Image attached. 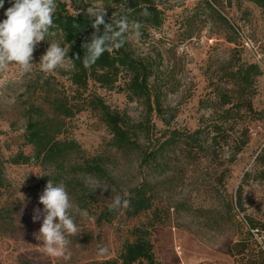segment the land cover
<instances>
[{
	"label": "rangeland",
	"instance_id": "obj_1",
	"mask_svg": "<svg viewBox=\"0 0 264 264\" xmlns=\"http://www.w3.org/2000/svg\"><path fill=\"white\" fill-rule=\"evenodd\" d=\"M66 1L69 11L74 14L87 12L88 8L93 11L105 9V14L114 9L109 16L117 18L123 8L121 4L115 7L112 0H97L86 1L80 9H74L70 1ZM200 1L155 0L163 12L162 25L139 32V36L130 26L127 35L135 53L153 61L157 68L153 81L160 84L163 91L162 102L166 110L163 115L168 119L173 115L169 125H165L155 112L152 113L151 141L164 140L172 129L191 132L206 123L211 110L205 105L214 99L215 85H223L228 79L225 66L235 69L240 63L247 62L261 67L262 73L254 78L252 86L256 113L249 124V141L236 160L228 164L223 184L214 179L223 166L189 159L179 146L170 153L172 171L160 179L150 174V168L138 167V151H115L111 146V134L99 113L81 103V99L96 95L110 109L127 115L132 121L142 120L143 104L126 96L125 74L119 75L112 89L90 81L80 97L65 72L69 68L67 58L51 72L40 70V58L50 43L60 44L58 37L41 41L33 53L34 65L30 73H22L15 64L0 71V155L7 159L19 151L32 153L22 137L26 121L24 111L30 104L47 109L44 82L48 81L53 88L73 96L83 105L81 111L66 119L65 130L59 136L79 145L80 152L71 155L70 162L79 163L82 157L101 156L109 168L111 180L84 177L85 183L97 194V199L90 202L89 210L78 205L72 187H66L80 234L69 237L71 259L65 261L47 255L39 246L42 241H37L33 235L42 225L43 217L34 222L33 214L34 209L43 210L39 196L46 187L48 181L44 182V177L50 170L34 161L5 163V183L0 188V264L101 263L116 258L123 245L133 240L134 227L140 225L149 228L154 258L159 264H234L227 246L245 230L243 216L264 223V181L254 178L264 167V164L255 163L257 154L264 152V18L260 8L251 2L242 0L238 5L237 0H231L226 6L227 0H219L224 4L230 28L220 21H213V16L207 15L208 10ZM149 138L140 140L143 147L148 145ZM223 156L226 157V153ZM208 166L216 170V176L206 174ZM141 180L157 183L156 197L149 210L127 217L120 209L110 222H96L104 205ZM97 183L101 188L94 191ZM239 185L242 212L236 206ZM262 237L263 233L256 234L258 240ZM101 244L108 248V253L103 256L97 254V245Z\"/></svg>",
	"mask_w": 264,
	"mask_h": 264
},
{
	"label": "trees",
	"instance_id": "obj_2",
	"mask_svg": "<svg viewBox=\"0 0 264 264\" xmlns=\"http://www.w3.org/2000/svg\"><path fill=\"white\" fill-rule=\"evenodd\" d=\"M74 9H80L86 1L97 0H69ZM107 2L108 0H101ZM115 7L123 5L119 16H126L130 26L139 24V32L146 29H157L162 25V10L158 8L155 0H112ZM242 0H237L238 5ZM251 2L260 8L264 18V0H243ZM223 2V1H222ZM229 6L231 0H227ZM14 0H4L0 8V22L5 20V11L12 6ZM57 8L53 16V27L46 40L58 37L61 47L68 49L69 68L65 71L70 83L75 86L81 97L87 90L90 81L99 86L112 89L115 87L119 75L125 74L123 83L128 99H137L143 104L144 115L140 121H132L127 115L112 110L101 98L91 95L81 99L83 104H88L97 111L100 119L111 134V146L115 151L134 152L140 154L138 167L150 168L154 178H165L171 169L170 153L179 146L185 151L189 159L201 160L205 163H219L222 167L218 177L214 179L223 184L228 170V164L236 160L249 141L250 122L254 119L255 110L252 103V86L254 78L261 75V67L257 63H240L235 69L224 67L227 80L223 85H215L214 99L207 102L205 107L211 110L206 123L191 132H182L178 129L168 131V137L160 141L159 138H149L150 120L153 112L165 124L169 125L170 118L163 113L166 111L162 102V86L155 83L157 68L153 61L145 56H140L132 49L127 32L124 33V43L113 51H105L91 67L86 68L83 59L86 54L83 44L91 41L95 29L92 27L94 17L88 12L74 14L67 7L66 0H56ZM208 10L207 15L213 16V21H220L230 28L227 13L223 3L219 0H201ZM198 8V7H197ZM114 9H109L104 15L106 23L111 22L109 14ZM197 16L195 12L194 17ZM117 17V18H118ZM103 34V25L100 26ZM79 56V58H76ZM227 64H230L228 62ZM44 104L47 109L39 105L30 104L24 111L25 124L22 133L23 142L31 147V154L16 152L7 159L0 155V188L4 185V164H27L37 162L50 174L44 177V182L52 180L54 184L63 182L72 187L75 202L82 208L89 210L92 200L97 194L85 183L84 177L91 176L98 180H111L109 168L101 156L91 158L82 157L81 162L71 163L70 156L80 152L79 145L66 138H60L65 130L66 119L71 118L82 110L83 105L64 92L53 88L48 81L44 82ZM148 145L143 147L140 140L148 139ZM226 153V157L223 154ZM255 163L264 164V152L257 154ZM209 167V166H208ZM206 174L216 176V170ZM247 174L245 173L244 177ZM264 181V167L254 177ZM223 180V181H222ZM157 183L141 180L130 186L126 193H120L122 199L129 201L127 208L121 210L127 217H135L152 207L156 197ZM241 185L236 196V206L242 212ZM109 204L104 205L99 211L96 222H110L119 211H110ZM242 226L245 230L239 232L237 240L231 241L227 252L234 259V264H264V237L258 240L257 235L263 233L264 223L255 221L247 215L243 216ZM152 225V224H150ZM255 232V233H254ZM134 236L131 242H126L116 258L94 264H159L153 254L149 228L145 225L134 227ZM246 262L242 263V260Z\"/></svg>",
	"mask_w": 264,
	"mask_h": 264
},
{
	"label": "clouds",
	"instance_id": "obj_3",
	"mask_svg": "<svg viewBox=\"0 0 264 264\" xmlns=\"http://www.w3.org/2000/svg\"><path fill=\"white\" fill-rule=\"evenodd\" d=\"M4 0H0V8ZM57 8L56 0H14V3L5 11V20L0 22V71L6 70L10 65L19 66L22 73H30L33 70V53L36 46L46 40L53 27V16ZM90 17H94L92 27L95 32L91 41L83 44L85 56L83 64L86 68L91 67L97 59L105 52H111L124 43L123 35L130 29L126 16L112 18L106 23L104 19L105 9L93 11L87 10ZM103 25L101 35L100 26ZM139 36V24L131 25ZM68 49L62 48L59 43L51 42L46 52L41 56L40 70L48 73L62 65L68 57ZM76 58H79L77 56ZM100 187L97 183L96 188ZM101 188V187H100ZM39 202L43 210L34 209L33 221H39L43 217L42 225L34 237L42 241L43 251L55 258H63L65 261L71 259L69 237L80 234L71 210L73 203L63 182L54 184L51 179L46 184ZM129 201L122 199L119 195L112 198L108 205L110 211H118L127 208ZM108 248L97 245V254L106 255Z\"/></svg>",
	"mask_w": 264,
	"mask_h": 264
}]
</instances>
